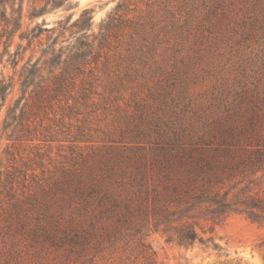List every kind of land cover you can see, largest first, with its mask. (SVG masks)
Here are the masks:
<instances>
[{"label":"trees","instance_id":"trees-1","mask_svg":"<svg viewBox=\"0 0 264 264\" xmlns=\"http://www.w3.org/2000/svg\"><path fill=\"white\" fill-rule=\"evenodd\" d=\"M8 1L13 10L9 18L3 7ZM22 1L17 9L15 0L0 3V21L10 37L22 28ZM127 5L123 0L101 25L99 48L125 27L137 31L138 23L126 19ZM44 11L45 7H34L30 18ZM89 15L91 10H84L73 26L82 28V19L88 24ZM39 34L34 30L21 37L34 39ZM87 58V53L74 57L68 68L85 74ZM36 66L30 72L24 68L23 86L27 75H36ZM72 70L55 77L51 89L18 99L8 110L6 127H13L16 134L34 110L66 97L72 84L65 77ZM139 87L127 99L123 83L107 88L109 96L103 102L110 104L108 113L116 107L112 123L114 132L119 127L117 137L114 132L100 137L86 151L80 144L93 141L90 131L80 126L67 132L63 141L72 145L65 162L47 179L34 175L35 185H26L27 173L21 177L12 170L3 178L0 172V264L14 260L15 246L27 251L17 261L20 264H81L78 260L92 243L101 263L130 264L134 250L143 264H158L148 242L154 233L181 246L200 243L220 248L216 227L232 215L264 229V85H220L198 107L190 95L192 85L176 74L157 88L144 83ZM13 88L12 81L0 79V111ZM145 89L148 93L142 98ZM94 94L92 84L82 83L76 97L66 98L63 118L81 115ZM120 101L125 108L116 105ZM18 181L36 187L29 189L34 200L26 209L16 201ZM40 193L52 195L48 206H42ZM8 199L14 200L11 208ZM259 248L264 250V238Z\"/></svg>","mask_w":264,"mask_h":264},{"label":"rangeland","instance_id":"rangeland-1","mask_svg":"<svg viewBox=\"0 0 264 264\" xmlns=\"http://www.w3.org/2000/svg\"><path fill=\"white\" fill-rule=\"evenodd\" d=\"M52 1L23 0V25L11 37L5 34V23L0 21V79L14 84L0 111V172L3 178L14 170L21 177L28 174L26 185L36 184L34 175L47 179L65 162L64 157L72 145L63 141L66 133L76 132L80 126L86 127L94 137V142L80 144L86 151H90L100 137L112 134L116 107L108 113L106 109L110 104L103 102V98L109 96L107 88L114 84L123 83L122 92L127 99L138 92L140 84L157 88L160 82L171 80L176 74L192 85L190 95L197 107L209 101L220 85L239 82L264 85V0H126L130 9L126 19L138 23L137 31L125 27L115 34L110 44L100 48L97 36L101 25L116 13L123 0ZM2 2L4 0H0ZM15 2L17 9L20 0ZM11 3L8 1L3 6L8 18L13 13ZM34 7L38 10L45 7V11L31 19ZM87 9L91 10L88 17L92 20L84 24L82 19L79 24L83 27H74ZM34 30L40 33L38 37L22 39L23 34ZM85 53L89 62L83 68L85 74L68 68L74 57ZM15 54L18 55L12 57ZM57 57L56 62L51 61ZM34 65H37L36 75H27L23 86L24 68L30 72ZM64 70H72L70 76L65 77L72 84L66 97L34 110L16 134L13 127H6L8 110L18 99L28 98L33 91L51 89L55 86V77L64 74ZM82 83L93 85L96 93L93 102L82 107L78 117L63 118L67 110L66 98L76 97ZM147 93L145 89L144 94L139 95L145 98ZM111 95L113 98L120 96ZM72 103L70 100L69 105ZM121 103L116 105L125 108ZM15 189L16 201L26 209L27 203L34 200L29 189L36 187H26L18 181ZM38 199L46 207L52 195L40 193ZM6 202L11 208L14 200ZM263 238V228L243 216L232 215L216 227L215 239L220 248L200 243L181 246L167 242L158 233L151 234L148 242L156 253L158 264H264V250L259 248ZM11 252L15 258L5 264H20L17 261L27 253L18 246ZM97 252L92 243L78 261L105 264L106 260L101 263L95 257ZM130 254L133 260L130 264H143L134 250Z\"/></svg>","mask_w":264,"mask_h":264}]
</instances>
